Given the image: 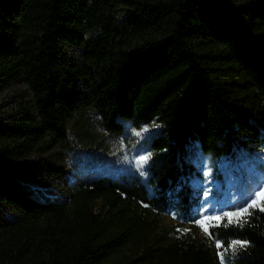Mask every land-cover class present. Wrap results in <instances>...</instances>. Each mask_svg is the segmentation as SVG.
I'll list each match as a JSON object with an SVG mask.
<instances>
[{"label": "trees", "instance_id": "trees-1", "mask_svg": "<svg viewBox=\"0 0 264 264\" xmlns=\"http://www.w3.org/2000/svg\"><path fill=\"white\" fill-rule=\"evenodd\" d=\"M18 82L32 105L0 119V264H217L210 236L160 229L191 215L207 159L264 148V0H0V97ZM93 119L159 124L146 178L30 193L18 164ZM246 220L213 234L230 264H264V212Z\"/></svg>", "mask_w": 264, "mask_h": 264}, {"label": "rangeland", "instance_id": "rangeland-1", "mask_svg": "<svg viewBox=\"0 0 264 264\" xmlns=\"http://www.w3.org/2000/svg\"><path fill=\"white\" fill-rule=\"evenodd\" d=\"M30 105L32 98L25 84L15 83L0 97V119L17 115L22 112L21 107L28 108ZM96 120L91 121L93 126L88 129V118L81 123L85 128L75 120L64 145L18 164L30 193L38 198L60 199L65 195L67 186L79 178L102 175L146 178L150 161L143 168H139L135 161L141 155H148L147 140L158 130L159 124L152 122L136 126L129 120H122L121 131L111 132L97 124ZM200 169L203 174L197 186L201 197L191 215L180 218L171 211L164 213L160 232L176 230L195 239L210 236L215 245L217 264H222L221 254L223 264H230V250L213 233L228 224L225 213L246 207L255 194L264 189V148L238 151L233 156H221L210 162L207 159ZM214 216L224 218L220 221L207 219ZM201 219L206 222L208 234L197 223ZM217 243L222 247L217 248Z\"/></svg>", "mask_w": 264, "mask_h": 264}, {"label": "snow or ice", "instance_id": "snow-or-ice-1", "mask_svg": "<svg viewBox=\"0 0 264 264\" xmlns=\"http://www.w3.org/2000/svg\"><path fill=\"white\" fill-rule=\"evenodd\" d=\"M145 131H147L145 129ZM137 135H140V133H137ZM151 159V154L149 153L148 155H141L139 157L138 160L135 161L136 165L139 168H143L144 165H146L148 163V161ZM143 174V173H141ZM177 191H179V188L177 189ZM259 209L260 211L264 212V189L259 190L256 194H255V198L252 199V201L247 204L246 207H243L242 209L236 211V212H229V213H225V217L228 220V224H232V223H237V224H243L246 223V217L251 215V211L250 209ZM224 217H220V216H214V217H208L207 219L210 220H215V221H220L221 219H223ZM198 225L202 228V230L204 231L205 234H208V228L205 226V220L201 219L199 221H197ZM227 226V225H225ZM217 248H221L222 245H220L219 243H217ZM247 246V242H242V241H233L230 245V248L233 252H235V250L237 248H244ZM221 261L223 264V254H221Z\"/></svg>", "mask_w": 264, "mask_h": 264}]
</instances>
